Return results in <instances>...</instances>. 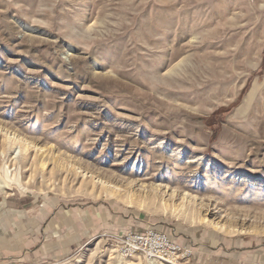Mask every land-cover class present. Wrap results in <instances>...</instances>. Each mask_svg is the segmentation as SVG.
<instances>
[{"label":"rangeland","instance_id":"374dc122","mask_svg":"<svg viewBox=\"0 0 264 264\" xmlns=\"http://www.w3.org/2000/svg\"><path fill=\"white\" fill-rule=\"evenodd\" d=\"M2 264H264V0H0Z\"/></svg>","mask_w":264,"mask_h":264},{"label":"built area","instance_id":"2783aa9c","mask_svg":"<svg viewBox=\"0 0 264 264\" xmlns=\"http://www.w3.org/2000/svg\"><path fill=\"white\" fill-rule=\"evenodd\" d=\"M119 240L125 256L140 255L152 262L179 264L192 256L189 246L175 244L167 235L151 229L127 233Z\"/></svg>","mask_w":264,"mask_h":264},{"label":"crops","instance_id":"0c3cea01","mask_svg":"<svg viewBox=\"0 0 264 264\" xmlns=\"http://www.w3.org/2000/svg\"><path fill=\"white\" fill-rule=\"evenodd\" d=\"M7 221H8V218H6V223L4 224V226H3V221H1V219H0V245L2 244V241H1V238H2V236H3V233H6V236H7V233H8V225H7ZM161 233H163V234H165V235H167L168 237H169V239L173 242V243H175V244H178V245H180V246H188V245H186V244H184V243H180L179 241H177V240H175V239H173L170 235H168L166 232H161ZM217 250H215L213 253H214V255H212L211 254V258H212V261L210 262V264H218V262H216V260L214 261L213 260V258L217 255ZM0 264H2V263H0ZM7 264V263H6Z\"/></svg>","mask_w":264,"mask_h":264},{"label":"bare ground","instance_id":"6f19581e","mask_svg":"<svg viewBox=\"0 0 264 264\" xmlns=\"http://www.w3.org/2000/svg\"><path fill=\"white\" fill-rule=\"evenodd\" d=\"M6 190L5 184L0 182V193H3Z\"/></svg>","mask_w":264,"mask_h":264}]
</instances>
